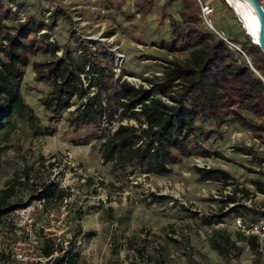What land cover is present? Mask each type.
<instances>
[{"label": "rangeland", "instance_id": "obj_1", "mask_svg": "<svg viewBox=\"0 0 264 264\" xmlns=\"http://www.w3.org/2000/svg\"><path fill=\"white\" fill-rule=\"evenodd\" d=\"M163 1L0 0V14L8 26L17 22L16 11L18 17L30 16L42 25L37 34L47 29L48 41L60 48L74 49L80 41L94 51H106L114 76L123 72L126 80L138 85L144 84L142 77L159 74L164 59L188 56L187 49H168L161 42L172 38L170 22L180 23V11L198 15V0H174L162 8ZM199 1L213 9V27L251 65L254 55L233 12L221 0ZM31 58L41 61L49 56L40 51ZM32 76L27 66L20 93L40 123L54 131L50 136L33 135L18 123L7 138L0 136V189L12 178L25 182L26 173L29 191L49 183L68 197L29 202V211L21 216L15 212L6 216L0 226V264H18L13 257L17 252L38 254L46 242L78 253L77 264H264V237L257 238V256L244 243H237L242 250L233 259L220 257L209 247L213 230L236 232L232 215L203 224L220 215V193H228L231 186L223 189L220 183L200 181L193 171L197 162H206L210 169L228 173L231 184L253 191L250 179L264 181V136L257 139L245 128L225 123L220 138L216 134L207 139L212 154L208 158H182L167 176H147L136 167L120 173L100 161V140L90 127L74 129L64 114L58 122H47L38 98L49 85ZM116 125L114 121L112 126ZM242 146L251 148L256 159L236 152ZM25 188L16 191L23 199L28 195ZM263 203L264 196L255 193L245 205L261 211Z\"/></svg>", "mask_w": 264, "mask_h": 264}, {"label": "trees", "instance_id": "obj_2", "mask_svg": "<svg viewBox=\"0 0 264 264\" xmlns=\"http://www.w3.org/2000/svg\"><path fill=\"white\" fill-rule=\"evenodd\" d=\"M173 1L164 0L162 8ZM197 10L198 15L180 11V23L170 22L172 38L167 43L161 42L168 49H187L188 56L182 60L164 59L160 73L142 77L144 84L138 85L126 80L123 72L114 76L112 57L106 51H94L80 41L74 49L60 48L48 41L47 29L37 34L42 25L32 22L30 16L18 17L16 11L17 22L8 26L4 14H0V136L7 138L18 123L24 124L33 135L50 136L54 131L40 123L20 93L25 68L30 66L33 80L49 85L38 98L47 122H58L64 114L68 126L90 127L100 140V161L113 171L121 173L136 167L147 176H167L182 158L210 157L207 146L211 140L207 139L216 134L220 138L225 123H235L261 139L263 54L243 33L244 43L254 55L248 65L238 51L203 27L199 5ZM40 51L48 53L49 58L33 60L32 55ZM114 121L117 125L113 127ZM236 152L256 159L249 147H237ZM193 171L200 181L220 183L223 189L231 186L228 193H220V215L214 220H204V225L218 223L227 215L244 222L264 218V203L261 211L245 205L255 193L264 196V181L250 179L253 192L231 184V176L225 171L195 166ZM23 178L25 182L12 178L0 189V226L6 216L29 202L48 203L68 197L49 183L29 191L31 184H27L26 173ZM23 186L28 193L26 199L16 193ZM224 209L226 212L222 213ZM207 242L223 258L233 259L241 253L237 243H244L253 255L258 254L257 238L238 232L213 230ZM39 253L50 258L45 264H77L79 258L78 253L53 242L42 244Z\"/></svg>", "mask_w": 264, "mask_h": 264}, {"label": "built area", "instance_id": "obj_3", "mask_svg": "<svg viewBox=\"0 0 264 264\" xmlns=\"http://www.w3.org/2000/svg\"><path fill=\"white\" fill-rule=\"evenodd\" d=\"M199 3V10H200V17L202 19V24L205 29L211 30L213 33H215L220 39H222L229 47H234L233 42H230L227 40V38L223 35L222 32L216 30L212 25V20L210 18V15L213 12V9L202 2L198 0ZM22 17V16H21ZM235 48V47H234ZM237 49V48H236ZM200 159V158H199ZM195 167L199 169H209V165L204 163H198L195 165ZM39 203L40 201H35ZM25 211H29L28 205L24 208L15 210L16 216H21L22 213ZM234 230L243 236H254L256 238L264 237V218L244 222L243 220L239 218L234 219ZM13 257H15V260L18 264H45L50 258H44L43 256L38 254H32L31 256H26L23 252H17ZM34 263H33V262Z\"/></svg>", "mask_w": 264, "mask_h": 264}, {"label": "water", "instance_id": "obj_4", "mask_svg": "<svg viewBox=\"0 0 264 264\" xmlns=\"http://www.w3.org/2000/svg\"><path fill=\"white\" fill-rule=\"evenodd\" d=\"M248 1L250 2L255 18L254 20L250 19L248 23L243 21V24L241 25V29L244 35H246L249 38V41L252 44L259 47L264 57V8L258 0H248ZM224 2L233 12L234 17L239 22V20L241 19L237 17L234 7H231L230 3L227 2L226 0H224Z\"/></svg>", "mask_w": 264, "mask_h": 264}, {"label": "bare ground", "instance_id": "obj_5", "mask_svg": "<svg viewBox=\"0 0 264 264\" xmlns=\"http://www.w3.org/2000/svg\"><path fill=\"white\" fill-rule=\"evenodd\" d=\"M230 3L231 7H234L236 11L237 17H239L241 20L239 22L241 25L243 24V21L249 22V20H254L255 15L252 11L250 2L248 0H226ZM233 46L237 49H239L234 43Z\"/></svg>", "mask_w": 264, "mask_h": 264}, {"label": "crops", "instance_id": "obj_6", "mask_svg": "<svg viewBox=\"0 0 264 264\" xmlns=\"http://www.w3.org/2000/svg\"><path fill=\"white\" fill-rule=\"evenodd\" d=\"M261 1V0H260ZM261 3H264L263 1H261ZM264 5V4H263Z\"/></svg>", "mask_w": 264, "mask_h": 264}]
</instances>
